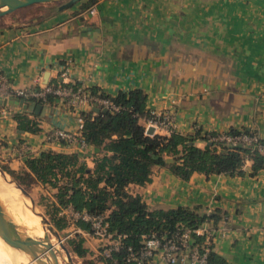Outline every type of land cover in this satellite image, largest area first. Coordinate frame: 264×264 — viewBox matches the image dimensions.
<instances>
[{
  "label": "crops",
  "instance_id": "obj_1",
  "mask_svg": "<svg viewBox=\"0 0 264 264\" xmlns=\"http://www.w3.org/2000/svg\"><path fill=\"white\" fill-rule=\"evenodd\" d=\"M89 1L65 9L66 0L37 4L0 17V70L15 86L55 82L71 60L67 83L111 96L142 89L150 112H174L178 132L207 137L236 129L264 138V0ZM33 7L38 11L28 19L23 11ZM39 104L0 99V161L24 168L8 156L26 140L37 153H76L93 166L99 148L82 153L75 145H48L45 135L56 127L77 131L80 114L94 108L74 109L54 98L40 110ZM16 114L39 130L20 129ZM244 169V176L194 173L185 181L155 167L152 181L134 188L152 207L225 211L217 225L208 224L212 251L224 264H264V169L255 176L249 162ZM34 188L54 198V189Z\"/></svg>",
  "mask_w": 264,
  "mask_h": 264
},
{
  "label": "trees",
  "instance_id": "obj_2",
  "mask_svg": "<svg viewBox=\"0 0 264 264\" xmlns=\"http://www.w3.org/2000/svg\"><path fill=\"white\" fill-rule=\"evenodd\" d=\"M94 2L90 0L88 5ZM91 90L94 93L101 91L94 87ZM101 92L122 110L111 112L102 108L100 111L92 109L81 113L84 137L90 145L100 149V153L94 157L93 166L81 160L76 153L54 150H43L28 158L25 167L20 170L0 164L3 170L28 190L37 184L55 190V199L51 201L53 211L48 214L58 230L70 226V220L59 215V212L72 205L79 211L106 215L110 230L127 236L124 239L125 247L139 249L143 235H168L205 223L215 226L227 216L221 209L207 212L200 205L175 208L148 205L134 186L150 183L155 167L167 168L185 181H189L194 173H203L207 177L212 174L244 176L246 160L250 163L251 175L255 176L264 169V152L255 144L212 142L198 132L148 134L145 122L151 112L147 108V94L142 89L121 91L116 96ZM15 118L20 129L30 132L39 130L26 115L16 114ZM230 132L237 134L239 131L231 129ZM201 138L205 141L204 147L197 144ZM75 224L91 231L89 222L80 219ZM195 238L199 243L205 242L202 236ZM85 241L80 233L69 239L72 251L82 259L89 252ZM116 256L119 264H127L126 249ZM209 262L224 264L225 260L211 251ZM109 263L105 261V264Z\"/></svg>",
  "mask_w": 264,
  "mask_h": 264
},
{
  "label": "built area",
  "instance_id": "obj_3",
  "mask_svg": "<svg viewBox=\"0 0 264 264\" xmlns=\"http://www.w3.org/2000/svg\"><path fill=\"white\" fill-rule=\"evenodd\" d=\"M89 13L95 15L96 7H91ZM69 62L62 67L59 72L60 82L41 83L30 87H17L7 74L0 70V99L7 105L12 98L22 102L35 101L43 104L50 98L60 100L68 106L79 109L87 104L92 108L99 107L111 112H120L122 108L110 98L102 95L101 91L94 93L91 88L67 83L69 78ZM6 108L3 113L6 114ZM154 127L157 131L166 132L170 135L178 132L173 111H153L146 120V129ZM77 131H70L63 128H53L45 135V143L48 145H66L78 147L79 151L85 153L90 144L83 135L84 122L81 114L78 119ZM210 141L226 143L229 145L255 144L264 152V138L253 132L239 131L237 134L223 132L207 136ZM38 150L26 140H19L11 146V157L26 162L30 157L36 156ZM246 160L245 166L248 164ZM59 215L67 217L71 222L80 219L89 222L91 231H86L76 226L74 233L82 234L85 239H96L100 242L98 254L109 264H119L116 256L123 249L127 251V264H210L209 254L212 251L211 239L212 231L205 223L194 229L178 230L172 234L159 235L152 233L143 235L142 246L134 249L132 246L125 247V234H120L110 230L107 216L104 214H91L87 211L76 210L72 205L61 209ZM195 236L205 238L204 243H199Z\"/></svg>",
  "mask_w": 264,
  "mask_h": 264
},
{
  "label": "bare ground",
  "instance_id": "obj_4",
  "mask_svg": "<svg viewBox=\"0 0 264 264\" xmlns=\"http://www.w3.org/2000/svg\"><path fill=\"white\" fill-rule=\"evenodd\" d=\"M0 202L4 208L7 217L11 218L17 225V230L19 232L20 247L15 248L9 246L7 243H3L2 238H0V262L1 264H36L33 258L25 253L24 249L34 250L39 256H42V260L47 263L48 259L51 260L49 253H45V247L40 242V237L45 235V230L41 224V217L34 214L31 209L30 199H25L19 189L15 187L14 184L10 183L9 177L5 178L0 172ZM39 208V207H38ZM40 209V208H39ZM24 220V222H22ZM21 231L27 232L23 234ZM2 241V242H1ZM31 242V243H30ZM54 244V239L52 238ZM7 244V245H6ZM38 245V246H37ZM39 245H43L39 248ZM56 245V244H54ZM56 254L59 256V261L63 264L68 262V257L61 254V251L55 247ZM62 255V256H61ZM67 255V254H66ZM44 257L47 260H44Z\"/></svg>",
  "mask_w": 264,
  "mask_h": 264
},
{
  "label": "water",
  "instance_id": "obj_5",
  "mask_svg": "<svg viewBox=\"0 0 264 264\" xmlns=\"http://www.w3.org/2000/svg\"><path fill=\"white\" fill-rule=\"evenodd\" d=\"M58 1H65V0H0V17L13 13L17 10H20L22 8L30 7L37 4H44V3H51V2H58ZM80 0H66L65 3L61 5V9H65L68 7L73 6L76 2ZM38 110L42 108V105L39 104ZM95 111H100L101 109L99 107L94 108ZM155 129L154 127H149L147 129L148 134L154 133ZM1 174L5 177H9L10 183L14 184L17 189L20 190L21 195L25 199H30L31 201V209L34 212L35 215L41 217V224L45 230V235L43 237H40V242L45 247V253H49L51 256V260L48 259L49 262L45 263L42 260V256H39L36 251L24 249L25 253L30 255L34 262L36 264H61L58 258V255L56 254L55 245L52 242L51 235H54L61 247L65 250L68 262L67 264H76V262L73 259L72 253L69 250V248L63 244L62 237L60 235V232L57 230V228L52 224L51 220L46 217V215L38 208V205L35 201V199L32 197V194L28 189H26L24 186H22L14 177H12L10 174H8L5 170H3L0 167ZM16 223L9 217H7L4 208L0 202V236L4 239L6 243L9 245L19 248L20 247V239H19V232L17 230Z\"/></svg>",
  "mask_w": 264,
  "mask_h": 264
},
{
  "label": "rangeland",
  "instance_id": "obj_6",
  "mask_svg": "<svg viewBox=\"0 0 264 264\" xmlns=\"http://www.w3.org/2000/svg\"><path fill=\"white\" fill-rule=\"evenodd\" d=\"M37 11H38V7H33V8H29V9H24L23 12L26 14L27 18L29 19L30 16L36 14ZM0 164L5 165L1 161H0ZM29 191L32 194V197L35 199V201H36L38 207L40 208V210L46 215L47 218H49L51 220V216L48 214V212H52L53 211V208L51 206V204H52L51 201L54 200L55 198H53V196L50 193H48L47 191L40 190L38 188H31ZM22 222H24V220ZM70 223L71 224H70L69 227H67V228H65L63 230H58V229L57 230L60 232L63 244L66 245L69 248V250L71 251L73 259L76 262V264H87V262H92V264H105V260L102 257H100V255L98 254L100 242L97 241L96 239L90 238L89 236L86 238V241H85V246L87 248H89V252H88L87 257L85 259H82V258L78 257L72 251L71 246L69 244V239L70 238H74L75 235H76V233H74L76 224H75V222H71V221H70ZM21 232L23 234H26V241L28 242L27 237H29L30 234L28 235L27 232H25V231H21ZM51 237L54 239V244H56L57 247H58L57 249H59L61 251V254L65 255L66 258H67L66 252L61 247L58 239L54 235H51ZM0 238H2V237L0 236ZM2 241H3V238H2ZM4 242L5 241H3V243ZM39 243H40V240H39ZM56 245H55V247H56ZM9 246H11V245H9ZM42 247H43V245H39V248H42ZM44 260H47V259L44 257ZM62 262H63V264H65L64 260H62ZM0 264H1V262H0Z\"/></svg>",
  "mask_w": 264,
  "mask_h": 264
}]
</instances>
